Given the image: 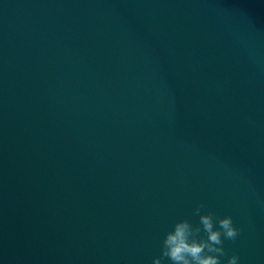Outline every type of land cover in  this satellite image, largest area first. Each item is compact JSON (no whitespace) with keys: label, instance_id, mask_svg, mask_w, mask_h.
<instances>
[{"label":"water","instance_id":"obj_1","mask_svg":"<svg viewBox=\"0 0 264 264\" xmlns=\"http://www.w3.org/2000/svg\"><path fill=\"white\" fill-rule=\"evenodd\" d=\"M201 203L264 264V0H0V264H153Z\"/></svg>","mask_w":264,"mask_h":264},{"label":"clouds","instance_id":"obj_2","mask_svg":"<svg viewBox=\"0 0 264 264\" xmlns=\"http://www.w3.org/2000/svg\"><path fill=\"white\" fill-rule=\"evenodd\" d=\"M201 203L194 210L199 217L197 224L188 219L178 220L167 231L161 242L160 256L154 258L153 264H238L239 257L228 256L224 241H235L240 234L231 216L223 218L214 213L202 214Z\"/></svg>","mask_w":264,"mask_h":264}]
</instances>
